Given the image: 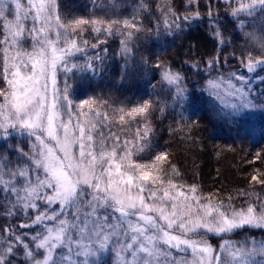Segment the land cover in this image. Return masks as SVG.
Listing matches in <instances>:
<instances>
[{
    "label": "snow or ice",
    "instance_id": "1",
    "mask_svg": "<svg viewBox=\"0 0 264 264\" xmlns=\"http://www.w3.org/2000/svg\"><path fill=\"white\" fill-rule=\"evenodd\" d=\"M223 2L234 18L241 13L252 17L257 9L264 12V0ZM139 7L148 9L143 3ZM184 7V14L168 6L162 9L167 29L182 31L181 22L201 18L199 0H188ZM206 14L217 47L203 62L209 74L204 91L222 103L225 96L236 101L225 104L230 112L216 114L231 119L245 110H264V103L250 98L254 89L239 73L244 68L264 84V26L244 33L259 54L249 51L239 68L225 69L229 58L221 53L230 40L211 0ZM135 21L133 15L106 24L66 22L58 0H0V141L5 142L0 148V218L5 220L0 225V264H100L105 252L114 254V264H264V238L250 234L253 229L264 233V195L256 188L264 190V171L254 170L250 187L239 189V205L231 194L204 196L197 185L173 179L180 173L166 153L148 162L134 159L149 148L147 124L131 139L121 140L103 130L109 117L99 110L98 101L72 98L69 74L95 70L91 57L82 65L71 61L85 50L77 39L83 26L91 24L95 32L112 35L116 25L139 30ZM237 26L243 29L244 21ZM121 44L122 53L131 54L127 43ZM191 66L200 69L199 63ZM154 67L160 73L158 84L169 87L174 104L186 103L184 75L166 61ZM151 107V101H144L127 112L120 109V121L147 118ZM14 135L26 144L10 143ZM262 158L261 152L255 153V160ZM241 233L242 241L224 238ZM209 236L220 237L222 243L214 246Z\"/></svg>",
    "mask_w": 264,
    "mask_h": 264
},
{
    "label": "trees",
    "instance_id": "2",
    "mask_svg": "<svg viewBox=\"0 0 264 264\" xmlns=\"http://www.w3.org/2000/svg\"><path fill=\"white\" fill-rule=\"evenodd\" d=\"M93 7H98L102 0H91ZM23 2V0H22ZM188 0H137L135 11L138 19L143 23H148L145 51L148 61L147 77L151 82L150 95L147 101L152 102V107L147 116L152 121V131L156 133L159 146L169 157V162L175 165L180 175L174 179L184 184H195L204 196L219 195L226 198L229 194L233 195L235 203L239 205L243 197L238 195L239 189H248L249 179L254 170L264 171V158L255 160V153L261 152L264 157V110L248 111L235 118L220 116L218 112H230L229 108L217 103L214 97H210L204 91L209 74L203 70V62L214 55L217 47L210 31V22L207 17L209 0H199L198 10L201 18L182 23V31H170L164 25L165 12L162 11L166 6L173 8L178 14H184L188 9L184 7ZM143 3L148 6L147 10L139 7ZM160 6L159 8L157 6ZM213 11L218 13V22L225 36L230 43L224 46L221 56L229 58L225 69L239 68V60L242 55L246 56L249 51L253 55H258L259 50L246 43L244 33L246 31L259 30L264 26V12L260 9L252 17L241 13L239 17H232L223 0H211ZM240 20L244 21L245 27H238ZM83 34V41L87 40L88 45L84 47L89 50L92 56L91 62L95 70L88 69L82 73L89 72L94 76L107 71L110 65L116 61L118 68L126 75L132 68L131 55L133 52V37L123 40L132 49L131 54H123L122 48L117 53L108 49V46L99 44L93 49L89 40L95 36V31L91 24L86 25ZM99 35V33H97ZM111 39H116L119 34L114 32L109 35ZM146 38V37H145ZM82 41H79V43ZM195 47H192V46ZM99 47H104L98 51ZM107 49V51H104ZM254 49V50H253ZM109 52L111 54H109ZM76 53L72 58L77 57ZM234 54V55H233ZM99 56L100 59H94ZM82 64L89 62L86 57ZM145 60V59H144ZM166 61L174 70L180 71L184 77V83L188 88L189 100L183 105H176L171 99L169 87L158 84L160 79L159 70L154 67L156 63ZM74 63V62H73ZM193 63H199L200 69L193 68ZM81 64V65H82ZM241 73L250 82L254 89L251 96L255 97L257 104L264 103V84H261L255 73H247L244 68H239ZM260 71V69H257ZM74 69L72 78L79 74ZM81 73V74H82ZM264 76V72L260 73ZM212 76L217 73H211ZM65 79L64 73H58V81ZM0 86H3L0 83ZM155 86V87H154ZM161 107L164 108L161 113ZM153 117V118H152ZM183 117V118H182ZM188 125H193L191 128ZM131 129L128 128V137ZM17 139V140H15ZM17 141L26 144L24 138L13 136L10 143ZM161 144V145H160ZM5 146V142L0 141V148ZM167 167V165H166ZM257 190L264 195V190L256 186ZM5 220L0 218V225ZM22 231H28L24 229ZM255 237H264L260 230L253 229L250 232ZM245 234L232 235L241 238ZM218 241V240H217ZM217 241H213L216 243Z\"/></svg>",
    "mask_w": 264,
    "mask_h": 264
},
{
    "label": "rangeland",
    "instance_id": "3",
    "mask_svg": "<svg viewBox=\"0 0 264 264\" xmlns=\"http://www.w3.org/2000/svg\"><path fill=\"white\" fill-rule=\"evenodd\" d=\"M136 1L137 0H102L98 4V7H93L91 0H58L61 16L66 22H72L75 19H87L103 20L106 24V22L111 20H131L133 15L136 16L135 22L138 24L139 30L125 29L122 25H116L113 27V33H118V38L111 39L107 32L101 31L99 35L95 32L94 38L89 40L91 41L89 43L90 46L97 41H106L103 45L108 46L109 50L117 53V51L122 48L121 41L129 39L126 34L131 31L133 33L131 36L133 37L131 39L133 52L130 59L133 65L132 68L126 72V75H122L123 71L121 72V69L116 65V61H114L107 71H104L103 74L99 73L98 76H94L89 72L82 73V71H80L78 75L75 74L72 78L69 77V83L72 84V98L76 101L90 98L98 101L99 110L102 113H107L109 117V120L106 122V127L103 130L105 133L111 132L119 135L121 140L131 139L135 130L137 128H143L145 124L153 128L152 121H154V118L152 117L153 119H150L149 116H147V118L142 116H137L135 118L126 117V122L122 123L120 121V115H122L120 109H124L125 112H127L140 105L142 102L147 101L152 85L146 75V73L148 74L146 71L148 64L143 63V60L146 59L145 45L147 34H149L148 23H143L138 19L135 11ZM97 26L103 28L105 25ZM86 28L87 26L84 25L80 35L77 37L78 42L82 41L80 42L82 47H85L82 37ZM102 48L104 47H99L98 51H101ZM89 52V50L79 52L77 57L71 58V61L82 64L84 57H86V59L92 58L93 54ZM109 54L111 53L109 52ZM239 73L242 74L240 69ZM244 74L245 73H243V75ZM59 84L60 87H63V82L62 80L60 81V79ZM250 98H252L251 95ZM216 100L217 103L224 106L225 104L236 102L234 97L228 96L224 97L223 103L218 99ZM229 111H231L230 108ZM128 128L131 129L129 137ZM148 142L149 148L146 149L145 153L135 156L134 159L141 162H148L150 157L163 153V149L159 146L158 137L152 129L148 136ZM176 181L179 182L178 180ZM232 235L234 234L225 236L224 238L232 239L233 241H242L245 239V235L241 238L233 237ZM255 238L261 239L264 237L258 236ZM209 239L214 246L222 243L220 237L209 236ZM213 241L217 242L213 243ZM257 259H259V257H257ZM100 264H114V254L111 252L102 253Z\"/></svg>",
    "mask_w": 264,
    "mask_h": 264
}]
</instances>
